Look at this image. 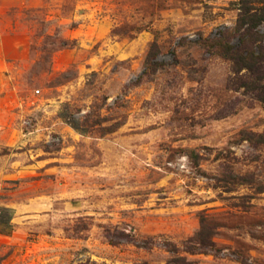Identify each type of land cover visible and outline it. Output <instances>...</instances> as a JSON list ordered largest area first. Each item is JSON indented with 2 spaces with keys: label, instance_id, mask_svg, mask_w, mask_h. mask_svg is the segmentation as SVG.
Instances as JSON below:
<instances>
[{
  "label": "rangeland",
  "instance_id": "374dc122",
  "mask_svg": "<svg viewBox=\"0 0 264 264\" xmlns=\"http://www.w3.org/2000/svg\"><path fill=\"white\" fill-rule=\"evenodd\" d=\"M240 2L0 0V264H167L105 230L181 246L202 216L221 257L190 261L264 264V103L200 43Z\"/></svg>",
  "mask_w": 264,
  "mask_h": 264
},
{
  "label": "trees",
  "instance_id": "16d2710c",
  "mask_svg": "<svg viewBox=\"0 0 264 264\" xmlns=\"http://www.w3.org/2000/svg\"><path fill=\"white\" fill-rule=\"evenodd\" d=\"M264 5L258 2H240L238 21L226 27L214 37L201 38L200 43L210 56H220L230 65L227 89L238 95L236 104L253 105L264 103ZM235 106H227L217 119L234 113ZM261 138L263 136H260ZM9 212L1 209V215ZM3 217V218H2ZM5 221L4 216H0ZM11 224V219H8ZM216 227L201 217L200 230L181 246L169 239L155 236H140L120 228H107L105 237L113 246H134L138 250L152 253L162 250L168 254L167 264H196L188 256L213 255L221 257L214 237ZM241 264H254L245 258H237ZM80 264H96L87 261ZM136 264H151L140 262Z\"/></svg>",
  "mask_w": 264,
  "mask_h": 264
},
{
  "label": "crops",
  "instance_id": "0c3cea01",
  "mask_svg": "<svg viewBox=\"0 0 264 264\" xmlns=\"http://www.w3.org/2000/svg\"><path fill=\"white\" fill-rule=\"evenodd\" d=\"M2 209V208H1ZM1 209H0V216H1Z\"/></svg>",
  "mask_w": 264,
  "mask_h": 264
}]
</instances>
